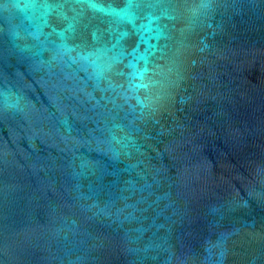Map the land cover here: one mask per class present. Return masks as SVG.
Masks as SVG:
<instances>
[{
  "label": "water",
  "instance_id": "water-1",
  "mask_svg": "<svg viewBox=\"0 0 264 264\" xmlns=\"http://www.w3.org/2000/svg\"><path fill=\"white\" fill-rule=\"evenodd\" d=\"M0 264H264V0H0Z\"/></svg>",
  "mask_w": 264,
  "mask_h": 264
}]
</instances>
